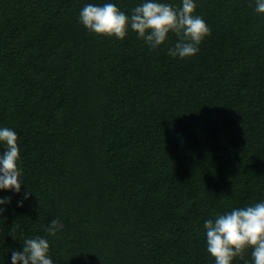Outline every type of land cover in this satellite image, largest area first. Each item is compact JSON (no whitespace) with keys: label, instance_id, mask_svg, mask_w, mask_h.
Returning a JSON list of instances; mask_svg holds the SVG:
<instances>
[{"label":"trees","instance_id":"1","mask_svg":"<svg viewBox=\"0 0 264 264\" xmlns=\"http://www.w3.org/2000/svg\"><path fill=\"white\" fill-rule=\"evenodd\" d=\"M143 2L0 0V129L18 134L24 183L0 189V264L37 236L53 264H215L205 220L264 202L256 0H194L210 35L185 59L168 54L174 33L150 49L79 19L89 3L131 16Z\"/></svg>","mask_w":264,"mask_h":264},{"label":"clouds","instance_id":"2","mask_svg":"<svg viewBox=\"0 0 264 264\" xmlns=\"http://www.w3.org/2000/svg\"><path fill=\"white\" fill-rule=\"evenodd\" d=\"M196 7L194 0H182L181 7L160 0H144L132 9L129 16L114 3L102 6L89 3L81 9L79 19L89 31L115 36L120 40L126 37L130 27L150 49L159 48L169 33H174L179 40L168 50V54L173 58L185 59L196 55L201 42L210 35L206 21L194 15ZM254 10L264 14V0H256ZM0 144L6 148V151L0 153V189L20 193L24 183L18 167V134L10 128L0 129ZM31 194L28 190L24 199H29ZM5 203H11V197L0 198V204ZM19 206H23V201ZM4 211L0 208V214ZM63 227L61 220L56 217L48 224L46 232L55 236ZM204 227L207 251L214 258L215 264H232L235 257L244 259L248 248L252 249L254 264H264V202L217 215L214 220H205ZM22 242L23 251H12V264H53L48 255L50 244L47 239L37 236Z\"/></svg>","mask_w":264,"mask_h":264}]
</instances>
